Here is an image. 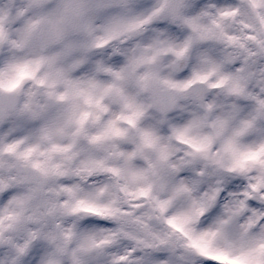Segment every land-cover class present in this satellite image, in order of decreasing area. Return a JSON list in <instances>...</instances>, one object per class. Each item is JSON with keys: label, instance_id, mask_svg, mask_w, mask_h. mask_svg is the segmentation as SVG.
<instances>
[{"label": "clouds", "instance_id": "obj_1", "mask_svg": "<svg viewBox=\"0 0 264 264\" xmlns=\"http://www.w3.org/2000/svg\"><path fill=\"white\" fill-rule=\"evenodd\" d=\"M0 264H264V0H0Z\"/></svg>", "mask_w": 264, "mask_h": 264}]
</instances>
